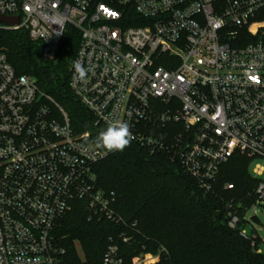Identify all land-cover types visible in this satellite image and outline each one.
<instances>
[{
  "label": "built area",
  "instance_id": "obj_1",
  "mask_svg": "<svg viewBox=\"0 0 264 264\" xmlns=\"http://www.w3.org/2000/svg\"><path fill=\"white\" fill-rule=\"evenodd\" d=\"M0 16L17 17L0 30H25L47 61L77 33L69 86L93 126L126 122L129 143L166 154L203 192L232 157H247L254 200L228 201L225 218L256 245L247 228L264 205V0H0ZM52 105L0 51V264H68L57 231L79 203L89 220L115 224L102 264H159L162 248L127 263L120 247L136 224L115 214L95 172L109 152L89 132L74 134Z\"/></svg>",
  "mask_w": 264,
  "mask_h": 264
},
{
  "label": "trees",
  "instance_id": "obj_2",
  "mask_svg": "<svg viewBox=\"0 0 264 264\" xmlns=\"http://www.w3.org/2000/svg\"><path fill=\"white\" fill-rule=\"evenodd\" d=\"M79 44L77 33H67L53 61L42 56V46L30 41L25 30H0V51H4L17 75L35 80L39 91L50 96L52 114L59 117L61 108L68 116L76 135L90 133L89 142L97 143L106 128H95L93 118L73 94L70 64ZM102 149V148H101ZM105 150V149H104ZM109 156L95 166L98 187L115 195L113 210L129 224H136V233L128 230L133 240L121 246L127 263L144 248L165 253L159 264H264V253L226 226V203L249 196L254 200L257 180L249 173L250 160L235 155L219 169L209 193L164 153L151 154L129 143L123 150L108 151ZM226 183L232 190H225ZM115 224L89 220L83 203L59 224L57 231L67 251L68 264H102L109 237L117 241ZM76 244L81 248L79 258Z\"/></svg>",
  "mask_w": 264,
  "mask_h": 264
},
{
  "label": "clouds",
  "instance_id": "obj_3",
  "mask_svg": "<svg viewBox=\"0 0 264 264\" xmlns=\"http://www.w3.org/2000/svg\"><path fill=\"white\" fill-rule=\"evenodd\" d=\"M73 66L79 78L86 77L87 69H85L83 65L76 61ZM131 139L132 134L129 130V125L126 122L120 121L106 128V130L100 134L97 143L102 149L107 151L123 150Z\"/></svg>",
  "mask_w": 264,
  "mask_h": 264
},
{
  "label": "rangeland",
  "instance_id": "obj_4",
  "mask_svg": "<svg viewBox=\"0 0 264 264\" xmlns=\"http://www.w3.org/2000/svg\"><path fill=\"white\" fill-rule=\"evenodd\" d=\"M260 162H257L256 164H259ZM254 217V220H251L250 226L247 228L248 232L250 234L256 235L260 240V246H259V253H264V205H262L260 208L256 209L255 215L253 214V211H250L248 213V218ZM76 249L79 255V258L83 260V253L81 248L76 244Z\"/></svg>",
  "mask_w": 264,
  "mask_h": 264
},
{
  "label": "water",
  "instance_id": "obj_5",
  "mask_svg": "<svg viewBox=\"0 0 264 264\" xmlns=\"http://www.w3.org/2000/svg\"><path fill=\"white\" fill-rule=\"evenodd\" d=\"M0 24H4L7 26H15L18 24V18L17 17L6 18L0 16Z\"/></svg>",
  "mask_w": 264,
  "mask_h": 264
}]
</instances>
